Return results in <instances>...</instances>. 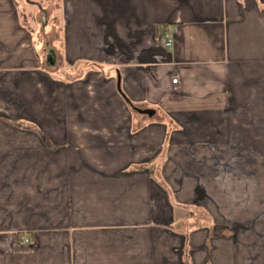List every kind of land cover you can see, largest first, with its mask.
Masks as SVG:
<instances>
[{
    "label": "crops",
    "instance_id": "1",
    "mask_svg": "<svg viewBox=\"0 0 264 264\" xmlns=\"http://www.w3.org/2000/svg\"><path fill=\"white\" fill-rule=\"evenodd\" d=\"M56 1L58 63L0 0V264H264V0Z\"/></svg>",
    "mask_w": 264,
    "mask_h": 264
},
{
    "label": "rangeland",
    "instance_id": "2",
    "mask_svg": "<svg viewBox=\"0 0 264 264\" xmlns=\"http://www.w3.org/2000/svg\"><path fill=\"white\" fill-rule=\"evenodd\" d=\"M20 5L21 18L28 20L38 35V44L40 40L48 48L44 50L45 56L54 55L56 63L61 59V17L57 13V1L43 0H18ZM0 119H12V110L0 108ZM1 121V120H0Z\"/></svg>",
    "mask_w": 264,
    "mask_h": 264
},
{
    "label": "built area",
    "instance_id": "3",
    "mask_svg": "<svg viewBox=\"0 0 264 264\" xmlns=\"http://www.w3.org/2000/svg\"><path fill=\"white\" fill-rule=\"evenodd\" d=\"M165 37H166V40H165V45H166V47L171 48V47L173 46V44H174L173 33L167 31V32H165ZM178 80H179L178 77H175V78L172 79V82H173V83H177ZM24 241H25V242H29V239H27V238L25 237V238H24Z\"/></svg>",
    "mask_w": 264,
    "mask_h": 264
},
{
    "label": "water",
    "instance_id": "4",
    "mask_svg": "<svg viewBox=\"0 0 264 264\" xmlns=\"http://www.w3.org/2000/svg\"><path fill=\"white\" fill-rule=\"evenodd\" d=\"M118 88L120 90V78L119 77H118ZM133 109L139 113H144V114H148V115H152L154 113V110H152V109H141L139 107H134V106H133Z\"/></svg>",
    "mask_w": 264,
    "mask_h": 264
}]
</instances>
